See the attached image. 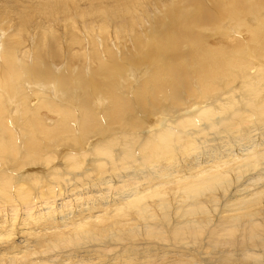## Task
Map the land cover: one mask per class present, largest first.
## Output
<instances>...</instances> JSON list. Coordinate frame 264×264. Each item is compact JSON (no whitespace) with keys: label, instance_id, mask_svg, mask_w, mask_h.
Instances as JSON below:
<instances>
[{"label":"bare ground","instance_id":"obj_1","mask_svg":"<svg viewBox=\"0 0 264 264\" xmlns=\"http://www.w3.org/2000/svg\"><path fill=\"white\" fill-rule=\"evenodd\" d=\"M263 1L232 24L202 0H0V85L13 71L28 136L11 122L12 103L0 91V158L34 171H0V264H264V128L255 127L264 125V90L251 89L254 97L242 103L233 95L220 100L219 91L197 99L179 56L172 57L151 94L169 87L171 100L144 104L146 94L135 96L138 116L129 87L141 81L140 91L149 90L144 67L121 59L141 46L139 30L157 23L160 2H193L204 20L198 27L212 34L199 38L231 51L222 60L203 50L200 69L235 64L249 90V70L264 79V66L249 60L243 42L264 44L254 25ZM199 45L193 36L194 49ZM30 60L46 71L32 78L24 67ZM105 65L112 68L103 74V99L84 77ZM77 88L75 107L79 99L68 95ZM129 119L138 143L125 144L118 158L115 139L101 127L125 128ZM183 146L185 162L170 154ZM146 149L157 156L127 158ZM57 154L60 166L52 167ZM33 163L43 171L36 174ZM203 234L211 250L200 251Z\"/></svg>","mask_w":264,"mask_h":264},{"label":"rangeland","instance_id":"obj_2","mask_svg":"<svg viewBox=\"0 0 264 264\" xmlns=\"http://www.w3.org/2000/svg\"><path fill=\"white\" fill-rule=\"evenodd\" d=\"M202 1H204V3H207L211 13H213L212 11L214 7H217L219 9V12L217 13L219 14L218 16H220L219 18L220 21L222 19L224 22H230L232 24L238 22L241 17L242 18L245 17L246 19L247 17L253 15L251 13V10L249 9L251 5L253 8H256L257 6L262 4V0H253L252 3L247 2L245 0H215V1L202 0ZM193 5H194L193 2H186L176 5L169 2L167 6H165V3L162 4L160 2L159 5L157 6V9L159 10V13L161 15L157 23H155L152 27L146 26V30L142 28L141 30H139L145 33L144 34L145 36H143L141 41V46L138 47L137 45V47H135V45H133L132 47H129V49L127 50L128 51L127 55H125L124 58H121L123 61L127 60L133 63H138L139 66H137V68L144 67V72L146 75L143 78L147 81L146 86L149 88V90L145 92L140 91L142 86H144L140 84L141 81H137L136 83L131 84L129 87V93L132 94L130 97L136 101L138 106V113H137L138 116L143 115V112L141 111V107L138 105V98H136L135 96L142 97L144 94H146L147 96L143 102L144 104L157 100L156 105H159L163 101L168 102L171 100L172 90L169 87H165V88L157 87L156 91L152 96L153 98H151V94L153 92L152 90L153 79L156 80L157 78L161 77L165 80V78L168 76L167 74H165V71H168V67L171 66L170 64H168V62L169 61L172 62V57L175 58L179 56V62H178L179 65L184 67V70L187 71L190 80H193V88L196 89L195 96L197 99L205 98L207 100L208 97L207 95L209 92L219 91L220 93L218 95V98L220 100H225V98L229 97L230 95H233L236 101H240L242 103L243 101H246L247 99L254 97L253 92L250 91L251 89L256 88L257 92L260 90L261 91L264 90V79L262 78V76L257 77L256 76L257 74H255V72H253L252 69L250 68H249L250 69L249 76L252 79H251V88L249 90L246 86V83L244 82V78L242 76L243 73L242 70H238V66H236L235 64L213 67L208 69V71H202L200 69L201 60L197 56H199L203 50L205 51L213 50L214 54L219 56L220 59L222 60H224V58L227 57V54L230 53L231 51L227 50L226 48L224 49L216 48V46H214L215 42L210 38H207V41H204L203 39L199 38V37H207V35L211 36L212 34L206 33L205 32L206 30L203 29V27H198V23L204 22V20L197 17V15L199 14L198 13L199 10H194ZM258 10L264 11V7L261 6L259 7ZM245 13H247V15H245ZM152 14H154V12H152ZM254 25L255 28H258L256 32L264 34V13L261 14V17L257 16ZM95 26H97V24H95ZM193 36L200 41V45H199L200 49L198 50H195L193 47ZM145 37H148L149 39L146 40ZM244 44L248 45V49H246L243 53L251 57L249 58V60L255 63L257 61H261V65L264 66V44L259 45L253 40H248L246 41V43L243 42V45ZM177 46L179 47V49H177L178 48ZM210 60H212V58H209L207 61H205L207 67L212 65L210 63ZM45 66H46L45 63L43 62L40 66V62L34 64V62L30 60L28 61V64H26L24 67H27L28 69H30L31 72H33L32 78H34V74L36 76H39L43 70L46 71ZM75 66L76 69L78 70L77 63ZM158 66H161L162 71H164V73L160 74L159 76L155 73V70L158 68ZM111 68H112L111 65H105V67L102 68L101 71H96V74H92L90 70H85L86 73V76L84 77L85 82L88 85L90 84L94 85L95 91L103 99H104L103 90L105 85V82L103 81V77H104L103 74H105L104 71L109 72ZM51 72L53 74H59L60 71L59 72L57 71L55 73V70L52 69ZM20 73H23V71L20 70ZM201 76H206L207 78L203 80ZM134 78L137 79V76L133 77L132 78L133 80L130 79V81L131 80L134 81ZM76 87L77 85L76 86L73 85L74 89H76ZM135 88L137 90H135ZM176 89H178L179 92H181L182 90L180 86H176ZM4 90L7 91V97L8 99H10L12 103L13 113L16 114L14 115L12 113L13 116L11 115L12 117L11 122L17 125L18 133L23 138L28 137L27 133L22 132L23 130L22 127L24 125L22 120L23 111L20 109L21 106L17 97V84H15L13 71L9 77L3 80V84L0 85V91H4ZM66 91L70 93V89ZM81 93L82 92L79 90V88H77L76 93L73 92V94L70 95L67 94L72 101L79 99V101L77 100V103H75V107L78 105V103L81 100L80 99ZM258 95H260L261 98L264 99V93H260ZM101 109H102L101 112H103L104 108ZM153 113H155L154 115H156L157 117L159 114H162L160 110L154 111ZM128 121L129 122L125 128L119 127L118 124L109 125L108 121L105 122L101 127L102 130L107 132L104 134V136H107V138H110L111 140L115 139L113 148L115 149L114 154H116L118 150H120V154H118V158L125 156V152H124L125 144L127 145L132 141H134L135 145L138 143V141L134 138V133L136 131L132 127L131 124L132 121L130 119ZM256 122H254L253 124H255ZM260 125L263 126L264 128V125L260 123L259 125L258 123H256L255 127H259ZM143 142L144 139H142L141 143ZM64 143L65 142H61L57 146L60 147ZM220 143L221 140H217L214 142V144L216 145H220ZM220 146L219 148L220 150H222ZM48 149H50V152L52 151L51 148ZM183 149H185L184 146L177 148L173 147V152L170 154L175 156L177 159L183 160L185 162V158L187 156L184 155ZM148 150L151 151V149H146L145 150L147 151L146 154L134 152V154L131 156L130 153L127 158L131 159L140 155L143 156L145 155L147 158H153L157 156L155 152L152 153ZM199 150H202V148H200ZM199 150H195V151H199ZM202 154L206 156V154L204 153ZM89 158H93V156H90ZM0 160L3 161V162L0 161V171L5 170L7 168V170L12 171L14 173H16L17 171L20 173L23 170L22 171L24 172L23 176H27L29 173L34 172V171L28 172L27 170L24 171L25 168H29V167L23 166L24 168L22 169L21 167H19L18 162H16V160L10 161L8 158L7 159L0 158ZM54 160L49 165L51 166L53 164L52 167L60 166L59 164L60 156L58 154L55 156ZM91 163L95 165L96 161H92ZM32 165L36 167L35 170L36 174L41 173L45 167L43 166V164H37V163L36 164L33 163ZM126 165L127 164L124 163H118L119 167H125ZM11 166L12 168H10ZM15 167L17 168V170ZM48 178H50V175H48ZM204 241H206V238L205 235L203 234L200 237L199 243ZM202 245H204V247L200 251H205L206 248L209 246L206 244V242L202 243ZM208 249L211 250L212 247H208ZM115 254L116 252L111 253L112 256ZM91 255L95 256V254H91ZM59 257L60 259H64L62 256Z\"/></svg>","mask_w":264,"mask_h":264}]
</instances>
